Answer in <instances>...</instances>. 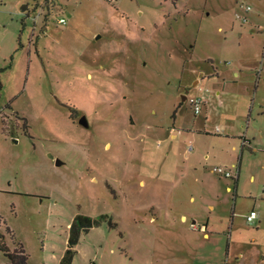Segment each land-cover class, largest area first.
Here are the masks:
<instances>
[{
	"label": "rangeland",
	"instance_id": "rangeland-1",
	"mask_svg": "<svg viewBox=\"0 0 264 264\" xmlns=\"http://www.w3.org/2000/svg\"><path fill=\"white\" fill-rule=\"evenodd\" d=\"M0 82V235L27 264L78 214L106 217L71 264H264V0H0Z\"/></svg>",
	"mask_w": 264,
	"mask_h": 264
},
{
	"label": "trees",
	"instance_id": "trees-1",
	"mask_svg": "<svg viewBox=\"0 0 264 264\" xmlns=\"http://www.w3.org/2000/svg\"><path fill=\"white\" fill-rule=\"evenodd\" d=\"M18 45L21 46L20 38L18 39ZM0 82V88H1ZM5 108H10L8 105ZM21 132L28 135V126L24 118H21ZM3 131L10 135L15 134L14 129H8L6 125L3 124ZM235 178V186H236ZM105 215L98 216L97 218H91L85 215H76L69 227L68 236H67V243L66 249L61 256L58 264H71L74 256L76 255L75 246L79 242V238L81 233L87 232L89 229L95 226H99L102 223V220L105 218ZM0 251L3 255L8 259L9 264H27L28 255L25 253V250L21 244L14 249L13 251L10 250L7 245L4 243V237L0 235Z\"/></svg>",
	"mask_w": 264,
	"mask_h": 264
},
{
	"label": "built area",
	"instance_id": "built-area-1",
	"mask_svg": "<svg viewBox=\"0 0 264 264\" xmlns=\"http://www.w3.org/2000/svg\"><path fill=\"white\" fill-rule=\"evenodd\" d=\"M111 1V0H110ZM250 8L248 6H246V10H249ZM59 23L63 24L65 23V20L63 18L59 19ZM193 102V110L195 114H198L201 110V100H192ZM192 146H189V149H191ZM213 172L219 176H222L224 178H233V177H237V175L235 176V174L230 170V169H226V168H214ZM246 222H253L257 219V213L255 211H250L248 215H246L245 217ZM193 226V225H192ZM192 228H196L195 226H193Z\"/></svg>",
	"mask_w": 264,
	"mask_h": 264
},
{
	"label": "crops",
	"instance_id": "crops-1",
	"mask_svg": "<svg viewBox=\"0 0 264 264\" xmlns=\"http://www.w3.org/2000/svg\"><path fill=\"white\" fill-rule=\"evenodd\" d=\"M235 75H237L236 73H235ZM200 132V131H199ZM173 135H170V137L169 138H171ZM225 137H228L227 135L225 136ZM176 138V135L174 136V138H171V139H175ZM240 139L242 140L241 141V147L243 148V147H247V149H251V143L248 141V139L246 138V137H240ZM196 217V219H200V218H204V216H195ZM198 217V218H197ZM208 218H204V223H202V233H203V237L205 238V236H206V234L204 233V232H206L207 231V228H206V226L208 225ZM196 222V220L195 221H193V223H195ZM208 233V232H207ZM209 237V236H208ZM207 237V238H208Z\"/></svg>",
	"mask_w": 264,
	"mask_h": 264
},
{
	"label": "water",
	"instance_id": "water-1",
	"mask_svg": "<svg viewBox=\"0 0 264 264\" xmlns=\"http://www.w3.org/2000/svg\"><path fill=\"white\" fill-rule=\"evenodd\" d=\"M27 8V6L25 5V6H23V11L25 10ZM184 99H185V97H184ZM183 99V100H184ZM79 123L80 124H82V125H84V126H87V123H86V121H85V119H84V117H82L80 120H79ZM50 158H52V156H50ZM57 164H59V161H57Z\"/></svg>",
	"mask_w": 264,
	"mask_h": 264
}]
</instances>
